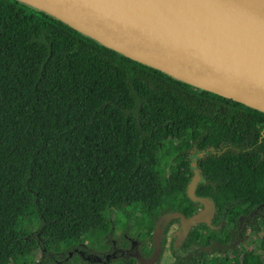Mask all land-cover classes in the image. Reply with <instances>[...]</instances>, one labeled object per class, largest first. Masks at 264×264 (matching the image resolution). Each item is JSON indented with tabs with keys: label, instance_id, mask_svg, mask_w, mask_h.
I'll return each mask as SVG.
<instances>
[{
	"label": "trees",
	"instance_id": "trees-1",
	"mask_svg": "<svg viewBox=\"0 0 264 264\" xmlns=\"http://www.w3.org/2000/svg\"><path fill=\"white\" fill-rule=\"evenodd\" d=\"M193 159L214 226L192 227L166 264H264V236L228 253L238 217L264 225V112L0 0V264H138L129 253L152 254L163 214L198 211Z\"/></svg>",
	"mask_w": 264,
	"mask_h": 264
},
{
	"label": "water",
	"instance_id": "water-1",
	"mask_svg": "<svg viewBox=\"0 0 264 264\" xmlns=\"http://www.w3.org/2000/svg\"><path fill=\"white\" fill-rule=\"evenodd\" d=\"M64 22L99 44L179 81L264 112V0H17ZM187 197L201 209L185 217L163 214L152 233L154 264L164 226L178 219V249L197 224L212 225L214 203L195 195L191 164ZM135 242H133L134 244ZM107 259V258H106Z\"/></svg>",
	"mask_w": 264,
	"mask_h": 264
},
{
	"label": "rangeland",
	"instance_id": "rangeland-1",
	"mask_svg": "<svg viewBox=\"0 0 264 264\" xmlns=\"http://www.w3.org/2000/svg\"><path fill=\"white\" fill-rule=\"evenodd\" d=\"M178 231H179V224L178 223H174L169 227V229L166 233V236H165V238H166L165 247L161 253V256L159 259V264H166V263L172 262L175 258L173 252H175L178 255L184 254L179 249H176V250L174 249V251H173V247H171L173 239H174V237ZM263 233H264V227H262V226L260 227L259 232H254V231L250 230L249 228H246L245 234H246L247 239H246V241L242 247H245V248L256 247L258 242H259V239ZM228 253L231 254V251H228ZM263 258H264V255H263ZM23 263H24V261L22 259H16L15 260V264H23Z\"/></svg>",
	"mask_w": 264,
	"mask_h": 264
},
{
	"label": "flooded vegetation",
	"instance_id": "flooded-vegetation-1",
	"mask_svg": "<svg viewBox=\"0 0 264 264\" xmlns=\"http://www.w3.org/2000/svg\"><path fill=\"white\" fill-rule=\"evenodd\" d=\"M201 209V205L200 207L198 208V211ZM197 211V212H198ZM260 211H261V214L264 216V210H261V207H260ZM260 213L259 212H256V210L252 211L248 217L252 216V215H259ZM214 217H213V220H212V224H214ZM246 222H248V218H244V217H238L237 219V223H236V226L235 228L232 229V232H231V239H230V251H231V255H234V253H241V251L243 249H246V250H256L258 248L261 247L262 245V238L264 236V233L261 235L260 239H259V242L257 244L256 247L254 248H245V247H242L247 239L246 237V234H245V229L246 228H249L250 229V226L246 224ZM214 226V225H212ZM262 227H264V225H261ZM251 230V229H250ZM259 232V231H258ZM243 233V234H242ZM190 249H194V247L192 246ZM189 249V250H190ZM183 252V251H182ZM185 254L188 253V250L183 252ZM263 255H264V248L262 250V255H261V260L264 262V258H263ZM107 258L109 256H106Z\"/></svg>",
	"mask_w": 264,
	"mask_h": 264
}]
</instances>
